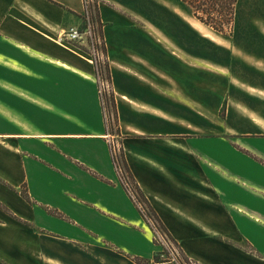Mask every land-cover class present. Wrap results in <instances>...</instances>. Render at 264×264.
<instances>
[{
  "label": "crops",
  "instance_id": "0c3cea01",
  "mask_svg": "<svg viewBox=\"0 0 264 264\" xmlns=\"http://www.w3.org/2000/svg\"><path fill=\"white\" fill-rule=\"evenodd\" d=\"M99 1L135 183L188 258L264 264L260 202L247 200L264 186L232 195L224 165L237 149L264 157L248 142L264 140V54L217 65L201 43L219 39L169 0ZM84 13V0H0V264H176L155 263L152 225L120 178L95 66L58 42Z\"/></svg>",
  "mask_w": 264,
  "mask_h": 264
},
{
  "label": "rangeland",
  "instance_id": "374dc122",
  "mask_svg": "<svg viewBox=\"0 0 264 264\" xmlns=\"http://www.w3.org/2000/svg\"><path fill=\"white\" fill-rule=\"evenodd\" d=\"M169 2L178 6L176 10V12L178 13L177 15L182 18L186 23L191 22L192 20L195 21L196 18L193 16L191 9L187 5H185L182 0H169ZM85 17L86 15L84 13V21ZM198 24L205 31L210 32L211 35H214L219 39V42L210 39H202L201 43L202 56L208 57L209 55H212V63L214 64L224 66L225 63H231V57L238 58L241 56H246L247 54H264V0H238V3L236 5L235 23L232 28V31L230 32L220 34L203 23L200 24L198 22ZM83 26L72 29H78L81 31L84 30ZM66 32H68V30L65 31L62 36L66 35ZM96 39H98V36H96ZM72 45L73 48L78 51V53L83 54L84 56V52H87L88 54L90 53L91 46L87 41L84 44H78L76 42ZM233 66L235 67V64ZM249 103L254 102L250 101ZM254 104L257 105L258 103ZM246 105L248 106V104ZM248 107H250V105ZM252 109H254V111H257V106L256 108ZM225 113L226 106L224 105L219 113L221 119L225 117ZM107 126L109 129L108 133L110 134V147H112V149L115 151L114 159L116 167L118 168L120 174V178L125 187L130 190L129 193H131V196H133L137 200V202H139L142 207L146 210V205L144 204V202L141 201L142 199H140L134 189V181L130 177L129 169L126 164L120 134L116 122L111 121L109 124H107ZM257 140L258 139L255 138L248 140L249 145L250 147L255 148L256 150L261 151L264 155V140ZM219 144L220 143H217L216 146H221ZM237 150L240 154H238L237 151L226 154L228 160H225L224 163V165L229 168L230 166L233 167L232 173L234 183H232V186L229 191L234 196L237 194H243L246 189L243 188L242 185L246 186L247 181L256 183L257 181H259V183L264 186V157L258 154L255 156V154L253 155V153L243 149ZM247 200L250 206L257 205L260 202L258 204L260 209L256 212V214L258 215V217L264 220V210H262V208H264V200H259L256 196H247ZM151 222L153 223V231L155 232L158 241H155L158 247V251L162 252L164 254V259H166L168 256V251L161 241L166 243L168 242L177 251L178 249L176 245L172 242V240H170L168 236H166L162 231H160L155 221L153 220ZM258 222H260V220H258ZM253 223L256 225V230H260L262 228L264 229V223H262L263 227L260 224L257 225L255 221H253Z\"/></svg>",
  "mask_w": 264,
  "mask_h": 264
},
{
  "label": "trees",
  "instance_id": "16d2710c",
  "mask_svg": "<svg viewBox=\"0 0 264 264\" xmlns=\"http://www.w3.org/2000/svg\"><path fill=\"white\" fill-rule=\"evenodd\" d=\"M182 2L191 9L193 16L196 19H198L201 23L205 24L206 26L212 28L214 31L220 34H224L232 31L236 18V5L238 3V0H182ZM90 14H91L90 22L93 26L94 33L97 36H99L100 39L102 40V50L106 55V47L102 33L103 24L101 23L100 15H99V0H94V3L91 4ZM87 25L88 23L85 18L83 28L85 29ZM97 72H99L102 75V77L106 76V78L109 81H111L110 69L107 60L104 64L103 63L100 64L99 70ZM108 100L110 101V105H109L111 107L110 109L115 112V100L113 94L108 97ZM115 120H116V113L113 121L115 122ZM130 177L133 179L131 174ZM134 189L138 194V196L140 197V199H142L141 201L144 202V204L147 207L146 210L144 209V212L142 211V215L146 218L148 222L151 223L152 228H153V223L151 221L154 220L160 231H162L166 236H168L169 239L172 240V242L176 245L178 249V254H179L178 258L180 264H198L196 261L188 258L184 254L182 249L179 247L177 242L168 232L167 228L164 226V224L162 223V221L160 220V218L158 217V215L156 214V212L154 211V209L146 199L145 195L143 194L139 186L135 183V181H134ZM23 194L24 197L28 199L27 194L26 193ZM155 241H157L156 235L154 238V243L156 244ZM161 254L163 253L159 251L156 252L154 256L155 263L170 261V259L168 258L166 259L162 258Z\"/></svg>",
  "mask_w": 264,
  "mask_h": 264
},
{
  "label": "built area",
  "instance_id": "2783aa9c",
  "mask_svg": "<svg viewBox=\"0 0 264 264\" xmlns=\"http://www.w3.org/2000/svg\"><path fill=\"white\" fill-rule=\"evenodd\" d=\"M94 3V0H84L85 5V15H86V21L88 23L87 27L84 30H78V29H71L68 32H66V35L61 36L58 40V42L62 45H72L76 42L79 44H84L86 41L90 44V53L84 52L85 58L95 66L96 69V83L98 86V94L100 97V100L102 102V106L105 113V119L106 123L109 124L111 121L113 122V114L112 110L110 109V101L108 100V97L113 94L111 81H109L106 76L102 77V75L97 72L99 70L100 64L105 63L107 58L102 50V40L99 38L96 39V34L94 33L93 26L90 22V6ZM89 56V57H88ZM106 59V60H105ZM112 149V147H111ZM113 157L115 156V151L112 149ZM115 162V159H114ZM130 191L129 189H127ZM131 194V193H130ZM133 197V196H132ZM134 201L137 203L138 207L141 209V211L144 212V208L142 205L137 202V200L133 197ZM165 248L168 251L167 258L171 261L175 262L176 264H180L179 262V254L178 251L173 248L168 242L161 241ZM161 257L164 258V254H161Z\"/></svg>",
  "mask_w": 264,
  "mask_h": 264
}]
</instances>
